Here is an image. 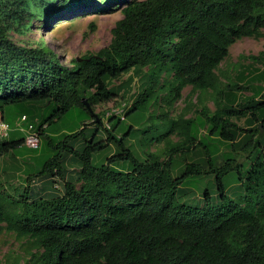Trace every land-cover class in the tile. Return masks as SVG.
I'll use <instances>...</instances> for the list:
<instances>
[{
  "label": "trees",
  "instance_id": "16d2710c",
  "mask_svg": "<svg viewBox=\"0 0 264 264\" xmlns=\"http://www.w3.org/2000/svg\"><path fill=\"white\" fill-rule=\"evenodd\" d=\"M48 1L0 0V116L15 131L25 115L41 140L33 163L19 159L25 133L0 136V222L34 248L4 264H264V67L216 72L236 38L260 35L264 0H129L109 43L70 65L8 34ZM250 56L263 61L264 48ZM136 75L123 117L106 126L94 106L130 93ZM185 85L210 89L215 108L171 116ZM161 140L165 158L150 149ZM232 171L246 192L237 200L223 182ZM205 173L220 205L207 190L202 206L179 201L180 184ZM36 180L52 189L39 193Z\"/></svg>",
  "mask_w": 264,
  "mask_h": 264
},
{
  "label": "rangeland",
  "instance_id": "374dc122",
  "mask_svg": "<svg viewBox=\"0 0 264 264\" xmlns=\"http://www.w3.org/2000/svg\"><path fill=\"white\" fill-rule=\"evenodd\" d=\"M127 1L129 0H49L42 9H40V6L32 5L31 9L33 11L30 14L25 13L18 21V29L13 27L8 31V34L13 40L23 45L45 44L57 53L62 63L70 65L73 57L95 53L99 48L109 43L112 36L111 28L115 21L122 16L121 8ZM56 9L57 11H55ZM260 31L261 33L258 36H242L236 38L229 45L227 56L220 61L216 69V72L222 78L229 75V78L232 76L235 79V76L241 70L264 67V60L261 61L250 56L251 54H258L264 48V28H261ZM127 76L128 73H123L113 79L111 84H119ZM138 78V75L134 77L130 93L125 96L119 93V95L106 102L97 103L94 106V112L98 113L103 120H106V112L111 108L124 109L127 107L132 100L130 94L137 91L140 83ZM203 105L210 110L215 108L210 89H192L191 85H185L181 89L180 96L174 100L170 108V115L174 117L179 115L194 116ZM60 125L61 121L57 122L56 127H60ZM12 129L14 127H10L8 131H14ZM14 133L20 136L25 132L17 129ZM101 135L104 137V132H101ZM170 138L171 140L178 139L175 134H171ZM25 145L17 148L21 152L19 159L20 161L25 159L34 163L35 160L32 159L34 152L31 147ZM76 145L81 147L83 145L82 139L78 140ZM150 149L159 152L161 158L166 157L164 140L152 143ZM113 150L114 146L111 145L101 154L104 155ZM180 157L182 156L176 155L175 158L179 159ZM188 159L201 158L198 155H193ZM221 160L222 156L220 154L217 157V163H221ZM240 160L245 165L242 171V174H244L250 167L251 162L246 158H240ZM68 162L69 174L76 176L78 164L70 160ZM179 167L180 164L174 171H177ZM223 182L230 199L237 200L240 196L246 194L245 188L235 172H229L224 176ZM80 183L78 181L77 186ZM33 184L34 189L42 194L52 189L48 180H36ZM58 185L57 183L54 184V186ZM205 190L214 197L210 205H220L221 201L216 197L215 175L212 173L189 176L176 190V196L181 202L202 206ZM4 224V222H0V264H4L8 257L22 263L28 257L29 251L34 250L32 240L26 236L18 237L14 232L6 230Z\"/></svg>",
  "mask_w": 264,
  "mask_h": 264
},
{
  "label": "built area",
  "instance_id": "2783aa9c",
  "mask_svg": "<svg viewBox=\"0 0 264 264\" xmlns=\"http://www.w3.org/2000/svg\"><path fill=\"white\" fill-rule=\"evenodd\" d=\"M110 114H116L121 117H123V109L122 108H111L109 111L106 112V116ZM26 122L25 115H22L16 122V126L20 129L24 130L25 137H24V143L31 148H37L40 145V135L38 131L34 128L32 123H28L27 125H24ZM104 124L106 126H109L107 120H103ZM10 129V126L6 121L2 119L0 116V136H6L8 134V130Z\"/></svg>",
  "mask_w": 264,
  "mask_h": 264
},
{
  "label": "water",
  "instance_id": "95a60500",
  "mask_svg": "<svg viewBox=\"0 0 264 264\" xmlns=\"http://www.w3.org/2000/svg\"><path fill=\"white\" fill-rule=\"evenodd\" d=\"M81 57L77 56V60H80ZM83 103L85 104V106L92 111V108L91 106L88 104L87 100L86 99H83Z\"/></svg>",
  "mask_w": 264,
  "mask_h": 264
}]
</instances>
